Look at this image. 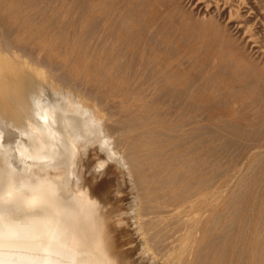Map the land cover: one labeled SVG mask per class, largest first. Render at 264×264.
Listing matches in <instances>:
<instances>
[{"label":"bare ground","instance_id":"6f19581e","mask_svg":"<svg viewBox=\"0 0 264 264\" xmlns=\"http://www.w3.org/2000/svg\"><path fill=\"white\" fill-rule=\"evenodd\" d=\"M61 9L0 0V264H123L115 233L125 225L151 264H264V195L215 186L199 104L171 116L158 91H120L111 75L120 52L91 65L58 44L64 28L35 26L68 24ZM93 13L76 17L86 25ZM162 70L152 72L155 89L194 100L193 83ZM238 80L252 89L253 80ZM120 196L127 220L114 211Z\"/></svg>","mask_w":264,"mask_h":264},{"label":"rangeland","instance_id":"374dc122","mask_svg":"<svg viewBox=\"0 0 264 264\" xmlns=\"http://www.w3.org/2000/svg\"><path fill=\"white\" fill-rule=\"evenodd\" d=\"M36 3L67 9L68 24L64 26L53 21L34 24L52 30L64 28V38L55 33L58 44L74 45V52L85 53L91 65L105 62L106 56L113 52L121 53L123 65L111 71L120 80V91L136 94L141 86L147 96L158 91L156 102L171 116L179 106L186 111L188 101L198 103L200 145L204 139H212L215 186L229 184L224 192L232 191L238 196L264 195V122L260 123L264 120V55L261 54L264 0H36ZM89 6H94L91 16L99 20L93 18L92 23L82 25L78 18L83 20L84 10ZM156 69H163L162 74L175 84L187 88L193 83L194 100L187 98V92L177 98L166 94V90L155 89L152 72ZM237 77L245 82L253 80L252 89L242 88L243 81H234ZM254 157L257 162H253ZM120 197L113 202V207H119H114V211H122V218L127 220V204ZM128 230L129 226L125 225L119 228L121 234L115 233L119 245L125 249L121 251L126 252H122L126 257H122L123 264L127 259L132 264H151L144 255L140 256Z\"/></svg>","mask_w":264,"mask_h":264}]
</instances>
